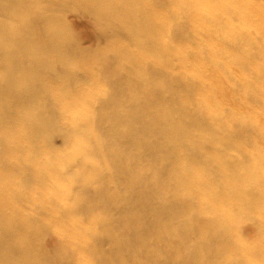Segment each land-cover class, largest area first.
I'll list each match as a JSON object with an SVG mask.
<instances>
[{
  "label": "bare ground",
  "instance_id": "obj_1",
  "mask_svg": "<svg viewBox=\"0 0 264 264\" xmlns=\"http://www.w3.org/2000/svg\"><path fill=\"white\" fill-rule=\"evenodd\" d=\"M0 264H264V0H0Z\"/></svg>",
  "mask_w": 264,
  "mask_h": 264
},
{
  "label": "rangeland",
  "instance_id": "obj_2",
  "mask_svg": "<svg viewBox=\"0 0 264 264\" xmlns=\"http://www.w3.org/2000/svg\"><path fill=\"white\" fill-rule=\"evenodd\" d=\"M76 26H77V27H80V24H79V23H76Z\"/></svg>",
  "mask_w": 264,
  "mask_h": 264
}]
</instances>
